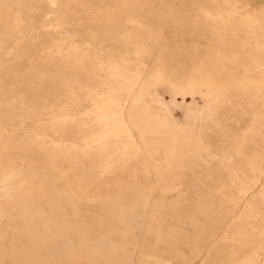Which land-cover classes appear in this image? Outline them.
<instances>
[{
  "label": "rangeland",
  "instance_id": "374dc122",
  "mask_svg": "<svg viewBox=\"0 0 264 264\" xmlns=\"http://www.w3.org/2000/svg\"><path fill=\"white\" fill-rule=\"evenodd\" d=\"M241 1L0 0V264H264Z\"/></svg>",
  "mask_w": 264,
  "mask_h": 264
},
{
  "label": "bare ground",
  "instance_id": "6f19581e",
  "mask_svg": "<svg viewBox=\"0 0 264 264\" xmlns=\"http://www.w3.org/2000/svg\"><path fill=\"white\" fill-rule=\"evenodd\" d=\"M222 1H225V2L227 3V5H228V3H229V4L232 3L233 5H236V6H237L238 3H239L241 0H222ZM241 2H243V1H241ZM9 4H10V3H9ZM82 4H83V3H82ZM229 6L231 7V4H230ZM233 7L235 8V6H233ZM241 7H242V6H241ZM244 7H245V6H244ZM245 8H246V7H245ZM77 9H78V8H77ZM112 9H113V8H112ZM227 9H228V8H227ZM243 9H244V8H243ZM243 9H242V10H243ZM250 9H252V7H251ZM224 10H226V9H224ZM229 10H230V9H228V11H229ZM231 10L233 11L232 7H231ZM239 10H240V9H239ZM239 10L237 9V11H239ZM248 10H249V8H248ZM255 10H256V9H255ZM199 11H200V10H199ZM226 11H227V10H226ZM228 11H227V12H228ZM243 11H245V10H243ZM241 12H242V11H241ZM241 12H240V13H241ZM247 12H249V11H247ZM250 12H251V11H250ZM254 12H255V11H254ZM252 13H253V12H252ZM252 13H251V14H252ZM228 14H229V12H228ZM236 14H237V13H236ZM238 14H239V13H238ZM247 14H249V13H247ZM247 14H246V15H247ZM249 15H250V14H249ZM249 15H247V16H249ZM102 16H103V15H102ZM226 16H227V15H226ZM228 16H229V15H228ZM232 16H233V14H232ZM247 16H246V17H247ZM254 16H255V15H254ZM220 17H221V16H220ZM234 17H235V16H234ZM244 17H245V15H244ZM251 17H252V15H251ZM256 17H257V16H255V18H256ZM222 18H223V17H222ZM253 18H254V17H253ZM255 18H254V19H255ZM96 19H97V18H96ZM237 19H238V18H237ZM225 23H226V22H225ZM151 28H152V27H151ZM138 30H139V32L137 31V33H138L137 35L140 36L141 29L139 28ZM217 33H218V32H217ZM262 63H263V62H262ZM203 101H204V100H203ZM232 210H233V209H232ZM98 226H99V225H98ZM52 230H53V229H52ZM107 231H108V230H107ZM85 234H86V233H85ZM108 234H109V233H108ZM88 236H89V235H88ZM90 237H91V235H90ZM15 241H16V240H15ZM82 241H83V240H82ZM79 244H80V243H79ZM95 245H96V244H95ZM64 248H65V247H64ZM99 248H100V247H99ZM103 249H104V248H103Z\"/></svg>",
  "mask_w": 264,
  "mask_h": 264
}]
</instances>
